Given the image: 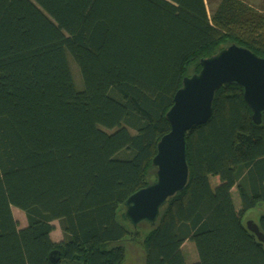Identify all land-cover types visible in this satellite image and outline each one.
<instances>
[{
    "label": "trees",
    "instance_id": "16d2710c",
    "mask_svg": "<svg viewBox=\"0 0 264 264\" xmlns=\"http://www.w3.org/2000/svg\"><path fill=\"white\" fill-rule=\"evenodd\" d=\"M232 43L264 57V0H0V264H122L138 245L142 264H187L185 240L189 264H264L244 221L264 202V113L236 84L186 132L189 181L155 224L124 216L182 78Z\"/></svg>",
    "mask_w": 264,
    "mask_h": 264
},
{
    "label": "water",
    "instance_id": "95a60500",
    "mask_svg": "<svg viewBox=\"0 0 264 264\" xmlns=\"http://www.w3.org/2000/svg\"><path fill=\"white\" fill-rule=\"evenodd\" d=\"M199 65L198 72L182 78L173 104L165 114L170 129L156 144L151 161L155 179L123 202L124 216L133 227L140 222L154 225L166 201L186 187L190 173L186 159V132L210 119L215 93L222 85L240 86L252 111V120L256 124L261 121L264 113V57L232 43L209 57L201 58ZM245 225L264 244V234L257 223L248 220ZM54 253L50 254L51 258Z\"/></svg>",
    "mask_w": 264,
    "mask_h": 264
},
{
    "label": "rangeland",
    "instance_id": "374dc122",
    "mask_svg": "<svg viewBox=\"0 0 264 264\" xmlns=\"http://www.w3.org/2000/svg\"><path fill=\"white\" fill-rule=\"evenodd\" d=\"M207 6H208V9L210 11L212 9V6L209 4H207ZM70 64H71V72H72L75 84L77 87H80L81 86V79H80L78 70L72 61H70ZM193 70H194V66L191 65L188 69V75L187 76L193 74V72H194ZM232 196H233V200H234V203L236 205V208L239 209L240 203H239V200L237 197L238 195L236 193L235 188H233V190H232ZM12 212H13L14 217L18 220L19 225H24L26 223V218H25L24 212L22 210H20L16 207H13ZM263 213H264V202L259 204L256 208L250 209L247 212H245V214H244L245 220L244 221L254 220L257 222L258 218ZM53 223L55 225V230L52 232V237L55 239H58L61 236V232H60V229L58 227V223L56 221H54ZM180 249H181L184 261L187 264L197 261V260L190 261L194 257H196V255L198 256V254H196L197 251H196L195 245L192 242H186L185 245L183 246V248H182V244H181ZM140 255H141V249H140L139 245L137 247L136 246H129L127 248L125 260L122 262V264H142V260L140 259L142 257V255H141V257H140Z\"/></svg>",
    "mask_w": 264,
    "mask_h": 264
},
{
    "label": "crops",
    "instance_id": "0c3cea01",
    "mask_svg": "<svg viewBox=\"0 0 264 264\" xmlns=\"http://www.w3.org/2000/svg\"><path fill=\"white\" fill-rule=\"evenodd\" d=\"M186 242H191V241H189V240H185L183 243H182V248H183V246L185 245V243ZM193 243V242H192ZM194 244V243H193ZM197 254V253H196ZM193 260H198V256L196 255V257H194L192 260H190V261H193Z\"/></svg>",
    "mask_w": 264,
    "mask_h": 264
}]
</instances>
